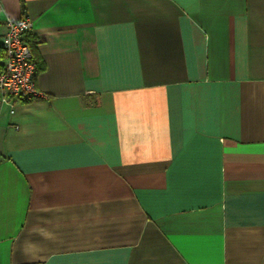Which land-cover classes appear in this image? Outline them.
Instances as JSON below:
<instances>
[{
	"label": "crops",
	"instance_id": "obj_1",
	"mask_svg": "<svg viewBox=\"0 0 264 264\" xmlns=\"http://www.w3.org/2000/svg\"><path fill=\"white\" fill-rule=\"evenodd\" d=\"M25 15L0 264H264V0H0V38Z\"/></svg>",
	"mask_w": 264,
	"mask_h": 264
},
{
	"label": "built area",
	"instance_id": "obj_2",
	"mask_svg": "<svg viewBox=\"0 0 264 264\" xmlns=\"http://www.w3.org/2000/svg\"><path fill=\"white\" fill-rule=\"evenodd\" d=\"M0 38L3 60L0 65V101L38 98L43 93L35 85L36 65L27 35L32 20L25 15L8 17Z\"/></svg>",
	"mask_w": 264,
	"mask_h": 264
},
{
	"label": "trees",
	"instance_id": "obj_3",
	"mask_svg": "<svg viewBox=\"0 0 264 264\" xmlns=\"http://www.w3.org/2000/svg\"><path fill=\"white\" fill-rule=\"evenodd\" d=\"M34 62H35V60H34ZM35 65H36V72H37V70H38V65H37L36 62H35ZM28 100H31V99H28Z\"/></svg>",
	"mask_w": 264,
	"mask_h": 264
}]
</instances>
